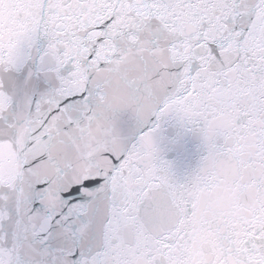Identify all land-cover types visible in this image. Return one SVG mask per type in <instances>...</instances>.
<instances>
[{
  "label": "snow or ice",
  "instance_id": "snow-or-ice-1",
  "mask_svg": "<svg viewBox=\"0 0 264 264\" xmlns=\"http://www.w3.org/2000/svg\"><path fill=\"white\" fill-rule=\"evenodd\" d=\"M0 264H264V0H0Z\"/></svg>",
  "mask_w": 264,
  "mask_h": 264
},
{
  "label": "water",
  "instance_id": "water-1",
  "mask_svg": "<svg viewBox=\"0 0 264 264\" xmlns=\"http://www.w3.org/2000/svg\"><path fill=\"white\" fill-rule=\"evenodd\" d=\"M190 162L194 163V162H195V161H194V158H193Z\"/></svg>",
  "mask_w": 264,
  "mask_h": 264
}]
</instances>
